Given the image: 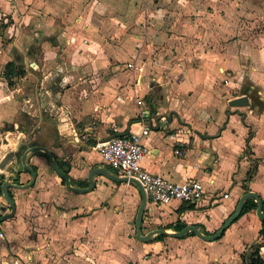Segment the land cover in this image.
<instances>
[{"label":"crops","instance_id":"obj_1","mask_svg":"<svg viewBox=\"0 0 264 264\" xmlns=\"http://www.w3.org/2000/svg\"><path fill=\"white\" fill-rule=\"evenodd\" d=\"M240 1L4 3L31 23L21 25L15 38L5 35L3 39L0 34V161L8 152H16L20 158L28 147L42 145L57 162L69 165L72 185L86 187L92 167L108 166L95 143L117 132H139L145 125L149 132L141 141L149 152L142 160L143 167L173 181L199 179L205 189L190 208H183L187 203L179 200L168 204L148 201L149 224L174 231V224L181 221L213 233L231 214L246 191L245 185L260 195L264 207V109L226 107L225 100L228 103L245 93L224 96L227 89L219 85L228 76L237 78L253 71L249 76L255 78L252 74H257V69L242 64L251 65V59L260 57L248 50L246 43L251 41L241 35L248 11L240 8ZM260 3L264 0L257 6ZM258 10L256 14L264 18L263 6ZM5 29L11 30V26L6 24ZM107 29L115 34L108 36ZM236 30L242 32L243 41L235 38ZM81 39L88 44L82 54L77 50ZM126 57L134 62L132 70L120 68ZM8 61L17 67L11 85L4 77ZM156 61L165 62L166 69L157 71L156 64L151 70L150 64ZM112 63L115 66L109 69ZM141 66L143 71L138 72ZM165 77L176 79L172 89L164 83ZM257 78L261 81L253 80L251 87H257L259 98L264 100V75ZM145 98L148 102L143 106ZM210 98L218 102L221 114L209 116ZM140 110L145 111L144 117ZM197 111L205 114L197 115ZM21 112H26L29 120L19 119ZM41 152L25 154L27 164L36 172L33 185L10 189L15 212L0 222V264H91L92 230L106 220L104 202L119 198L118 193L112 195L109 182L114 181L95 175L93 190L73 192ZM253 164L256 171L245 181ZM20 170L17 181L28 182L31 174ZM9 211L4 203L1 214ZM144 221L143 216L142 224ZM97 222L99 226H95ZM261 226L262 219L253 209L215 240H204L193 232L169 237L185 248V264H245L240 254L257 243L264 258ZM161 240L150 244L157 246Z\"/></svg>","mask_w":264,"mask_h":264},{"label":"rangeland","instance_id":"obj_2","mask_svg":"<svg viewBox=\"0 0 264 264\" xmlns=\"http://www.w3.org/2000/svg\"><path fill=\"white\" fill-rule=\"evenodd\" d=\"M8 1L9 0H0V34L2 35L3 39H6L5 35H7V37L9 36V39L17 37L19 27L21 25L29 26L31 23V19L27 20L25 18L24 20V16L21 15L19 12L6 8L7 6L4 3H7ZM32 1L33 0H28L25 6H32ZM258 1L259 0H254V1L251 0V2L250 0L240 1V8L248 11L245 13V15L246 14L248 15L245 17L243 16L245 19H247L245 20V28H244L245 30L242 31L243 33L240 32L239 30L235 31V38L239 37L237 39L243 41L242 36H244L247 42L248 40L251 41V43L248 42L250 46H248V44L246 43L248 50L251 51L252 53L253 52L256 53V55L259 54L257 57L258 58L260 57V60L258 59L257 61H255L251 59L252 61L251 65L249 63L248 65L246 63H242L244 67L248 66L250 70L257 69V74H252L253 76L255 75V78H250L249 76V74L252 73L253 71H249L248 73L247 72L241 73L237 78L228 76L227 78H224L226 80H222L219 84L221 86L220 89L223 90L227 89L225 90L226 92L222 94L224 96L225 94L229 96L247 91L245 94L249 96L250 103H251V97H250L251 95L259 96L257 93L258 88L255 87L254 89H252L251 87L253 85V80L258 81L261 78H257V76L264 75V18L256 14L259 13L258 10L259 6L262 5L264 9V4L260 3L261 5L259 4L257 6ZM141 3L143 4V0H141ZM255 3L256 6H254ZM255 9L257 10V12L255 11ZM20 17H22V19ZM120 18L123 19L124 17L120 16ZM142 18L143 16H141V19ZM124 21L126 22V19ZM6 24H9L11 26V30L8 31L5 29ZM34 30H30V31L34 34V32L36 31ZM6 31L8 34L6 33ZM128 32H130V34L139 33L138 31L135 32L128 31ZM106 33L109 34L108 36H113L115 34V31L107 29ZM240 33H242L241 34L242 36L240 35ZM130 36L134 37L133 35ZM86 41L87 40L85 39H81L80 45L77 49L79 50L78 51L79 53L85 51L84 49L88 45ZM71 42H74V40ZM241 52L244 51L242 50ZM156 64L159 65L157 71H164L166 69L165 62L161 63L162 64L161 65L159 61H156V63L155 62L151 63L149 68L152 70L154 68L153 66ZM237 65L239 67L241 63H237ZM114 66L115 63H112L109 69H112L111 67ZM133 67H134V62L132 61V58L130 59L129 57H126V59H124L122 63H120V68L122 70H128V69L132 70ZM238 67H236L235 69L238 70ZM145 68L146 67H144V69ZM138 69H136L138 72L143 71L142 66ZM0 76H1V71H0ZM161 80H163V78ZM164 80H165L164 83L165 84L167 83L168 87L172 89L171 85L176 79L165 77ZM249 89L253 90V92L252 91L248 92ZM136 100H141V99H136ZM208 101H209L208 106L212 107L210 112L207 111L209 112L208 113L209 116H213V115L215 116L221 114L222 110L221 109L217 110L216 108L218 102L215 101L212 102L211 98ZM147 102L148 99L145 98V104L143 103V106H145ZM225 105L226 107L233 109L248 107V106H231L226 102V100H225ZM195 113L197 115H202L204 111H200V112L197 111ZM139 115L141 116V110L139 112ZM17 116L19 119L29 120L28 118L29 116L26 115V112H21ZM222 116L224 115L222 114ZM107 167L111 168L110 166ZM111 169L114 170L113 168ZM109 183L113 185L112 195L114 196L116 193H118L119 198L116 200H111V202L110 200L104 202V205H106V209H104V212L107 213L106 220H104L101 223L100 228H94L92 230L93 250L90 259L91 264H181L182 262L183 264H185L186 257L183 254L184 253V251L182 250L183 247L177 243H173L174 238L165 236L157 246H151L153 245V243L150 244V242L152 241L154 242L155 237H153L151 240L147 242L137 239L135 235V215L141 201V197L140 195L138 196L137 193L138 189L134 184L128 182H124L120 185L118 184L116 187L115 184H113L114 182H109ZM129 206H131L132 208H130V212H128L127 214V209ZM144 213H145L144 214L145 221L142 224V233H146L147 231L158 227L157 225L148 223V220L149 218H152V215L148 212L147 209L144 211ZM97 225L99 226L98 222L95 223V226ZM100 235L104 237L105 240L104 238H100ZM49 259L51 260V258ZM32 264H34V261H32Z\"/></svg>","mask_w":264,"mask_h":264},{"label":"water","instance_id":"obj_3","mask_svg":"<svg viewBox=\"0 0 264 264\" xmlns=\"http://www.w3.org/2000/svg\"><path fill=\"white\" fill-rule=\"evenodd\" d=\"M228 104L231 106H248L250 105V102L248 100V96L246 94L230 99L228 101ZM124 135L123 132H117L111 136H109L107 139H111L115 136H122ZM35 150H41L43 151L48 159L49 162L54 169V171L63 179L64 185L71 191L76 193H85L88 191H91L94 189L96 185V181L94 176L95 175H103L107 179L114 181V182H128L134 184L141 197L140 204L137 208L136 215H135V235L137 239L147 242L151 240L153 237H155L158 234H164L166 236H172V237H181L187 232H193L200 238L211 241L219 238L224 230L230 226V224L235 221L243 208L244 202L249 199L253 198L256 201V208L255 212L257 216L260 219H264V207H263V200L260 197V195L253 190L245 191L240 195L238 198V201L231 212V214L225 219V221L220 225V227L214 231L213 233H205L204 227H198L195 224H186L182 229L180 230H174V231H167L164 227H156L153 228L146 233H142V222H143V216L144 211L146 209V205L148 202V198L145 192V189L143 188L142 184L138 179L135 177H127V176H121L118 175L116 172L108 169L106 166H94L90 169L88 176H87V183L88 185L86 187H76L71 184L70 177L67 173L68 169L66 167H61L57 160L53 157L52 152L45 146L42 145H32L28 147L21 155L20 158L17 156L16 152H8L5 154V156L0 161V168L5 169L6 175L5 178L2 180L1 183V191L3 198L5 200V203L9 206L10 211L4 214L0 215V222L3 220L13 216L15 212V202L14 199L10 193L11 188L15 189H25L29 186L33 185L35 179H36V172L34 169L27 164L25 154L27 152H32ZM9 166V167H8ZM20 168H23L27 170L31 174V179L26 183H20L18 182V178L21 174Z\"/></svg>","mask_w":264,"mask_h":264},{"label":"built area","instance_id":"obj_4","mask_svg":"<svg viewBox=\"0 0 264 264\" xmlns=\"http://www.w3.org/2000/svg\"><path fill=\"white\" fill-rule=\"evenodd\" d=\"M136 103L141 104V100H137ZM144 116L145 111L141 110V117ZM148 132L149 128L142 125L139 132L97 141L95 149L103 163L113 168L118 175L138 179L145 189L148 201L168 204L173 200L192 203L201 199L205 189L199 179L173 181L163 175L151 173L143 167L142 160L149 151L141 141V137ZM175 152L181 153L179 150ZM4 175L6 172L0 168V215L5 202L1 191ZM223 197L227 198L228 194L224 193ZM0 236H2L1 232Z\"/></svg>","mask_w":264,"mask_h":264},{"label":"trees","instance_id":"obj_5","mask_svg":"<svg viewBox=\"0 0 264 264\" xmlns=\"http://www.w3.org/2000/svg\"><path fill=\"white\" fill-rule=\"evenodd\" d=\"M16 64L14 61H8L5 65H4V77L7 81V83L9 85L13 84V76L16 74ZM247 91H245L244 93H246ZM149 96L147 95V98ZM251 103L250 106L251 108H257V110H263L264 109V100L260 99L259 96H255V95H251ZM125 135V134H124ZM44 156H47L44 152H41ZM59 165L61 167H66L68 169L69 165L65 164L63 162H58ZM108 168V167H107ZM111 169V168H108ZM112 170V169H111ZM114 171V170H113ZM256 171V165L253 164L252 167L250 168V170H248L246 177H245V181H249L252 179L254 172ZM72 183V180H70ZM61 182L64 184L63 179L61 178ZM88 184V183H87ZM244 189L246 191L249 190V188L245 185ZM150 201V200H149ZM187 205L186 206H182L183 208H190L193 206V203H188L186 202ZM256 208V201L253 198H249L247 199L244 204H243V208L239 214V217L248 212L251 211L253 209ZM238 217V218H239ZM186 224L184 222L181 221H177L174 224V229L175 230H180L182 229ZM161 227V226H159ZM259 234L260 236L264 239V219H262V226L259 230ZM166 235L164 234H158L155 236L154 240H160L163 239ZM259 246L260 244H254L250 246V250L249 251H243L240 254V258L241 260L245 263V264H264V258L260 255V251H259Z\"/></svg>","mask_w":264,"mask_h":264},{"label":"flooded vegetation","instance_id":"obj_6","mask_svg":"<svg viewBox=\"0 0 264 264\" xmlns=\"http://www.w3.org/2000/svg\"><path fill=\"white\" fill-rule=\"evenodd\" d=\"M4 203H5V202H4ZM4 203H3V204H4Z\"/></svg>","mask_w":264,"mask_h":264}]
</instances>
